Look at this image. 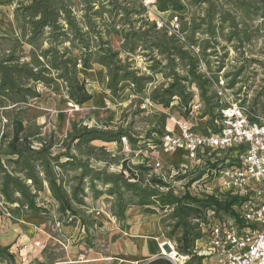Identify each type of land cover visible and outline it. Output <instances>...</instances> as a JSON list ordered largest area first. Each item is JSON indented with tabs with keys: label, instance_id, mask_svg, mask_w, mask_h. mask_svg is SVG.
<instances>
[{
	"label": "trees",
	"instance_id": "1",
	"mask_svg": "<svg viewBox=\"0 0 264 264\" xmlns=\"http://www.w3.org/2000/svg\"><path fill=\"white\" fill-rule=\"evenodd\" d=\"M102 1H107L111 7L110 14L115 16L142 15L144 11L142 4L140 10H134L133 6L130 7L129 0ZM186 1L191 3L193 0H155V6L161 12H184ZM195 1L206 4L205 15L202 17L205 29H199L207 37L198 44L199 56H213L216 53L219 34L235 50L252 41V35L238 27L236 18L229 11L217 10L218 4L213 0ZM95 2L24 0L19 3L17 12L22 22L21 35L10 38L14 46L0 55V94L13 103L25 102L28 98L39 96L37 85L40 84L54 91L63 90L69 102L81 106L89 102L93 95L88 88L89 82L80 78L79 71L89 70L94 64H99L106 69V90L111 96L118 94L119 85L125 81L130 82L134 94L142 95L151 77L139 73L128 62L122 61L119 54L111 48L109 41L103 36L100 25L102 18L94 10ZM232 4L248 11L253 8L264 19V0H233ZM77 11H82V14L77 16ZM215 15H218V24L215 22ZM197 29L194 28L195 31ZM224 29H227L225 34ZM150 32L154 35L152 49L166 59L165 68L169 71L166 76L169 79L171 77L169 82L156 86L148 93L151 100L168 108L176 97L185 117L187 107L194 98V92L186 85L189 79L202 102L199 116L207 118L206 126L209 129L216 130L214 120L219 119V109L223 105L213 90V83L218 81V77H207L199 72L198 56L185 49L174 36H168L164 30L156 29L154 22L150 23ZM134 35L141 38L145 33L134 32ZM221 48L225 50V46ZM152 61V69L162 63L153 58ZM178 61L185 62L187 66L184 77L176 71ZM221 67L222 65L218 66L217 71ZM242 71L239 66L226 74L229 77L226 83L228 88H233L239 82ZM248 109L252 113H256L258 109L264 110V102L261 104L254 99ZM25 131L23 122L14 119L11 136L0 137V153L6 157L5 163L0 162V194L9 205H16L11 208L13 213L20 216L45 213L46 208L39 204L37 198L40 192L47 189L57 203L58 212L73 217L74 221L79 220L82 227H85L86 221L81 218L80 213L85 206L84 198L88 189L94 198L102 194L110 196L112 215L119 220H124L125 212L131 204L146 207L153 205L163 210L166 207L172 208L170 215L174 221L173 226L180 228L182 232L179 251L184 254L192 253L195 240L201 235L193 219L201 216L204 209L213 203L212 198L202 199L188 192L175 194L171 189L163 190L167 184L154 174L145 178L150 170L145 162L134 168L122 164L123 168L119 172H108L92 167L87 159L71 152L72 144L80 149L82 146L91 148L89 144L93 141L121 143L122 138L127 142L134 141L125 128H98L72 122L62 148L56 151H53L56 143L39 136V132L30 134ZM153 133L156 135L154 141L159 142L165 132H150L149 139ZM69 170L77 172L70 179ZM97 185H101L102 189ZM232 202L228 200L225 205L218 206L228 209ZM149 211L153 213L150 208ZM5 256L13 257L9 246L0 244V257ZM148 264L172 263L164 257H158Z\"/></svg>",
	"mask_w": 264,
	"mask_h": 264
},
{
	"label": "rangeland",
	"instance_id": "2",
	"mask_svg": "<svg viewBox=\"0 0 264 264\" xmlns=\"http://www.w3.org/2000/svg\"><path fill=\"white\" fill-rule=\"evenodd\" d=\"M23 1L0 0V55L4 50L14 46L10 38L21 35L22 22L17 9L18 4ZM95 1L94 10H97L102 18L100 19L102 33L111 48L119 54L122 61L128 62L139 73L151 77L143 94L151 92L156 86L166 84L171 79L166 76L169 73L165 68L166 59L152 49L154 35L150 32V23L153 22L150 18L159 17L164 28H170L171 20L177 17L187 41L196 48L200 41L207 37L201 30L205 29L202 17L205 15L206 4H198L195 0L191 3L186 1L187 7L184 12L159 11V14H148L143 0H129L130 7L133 6L134 10H140L142 4L144 8L142 15L118 16L110 14L111 7L107 1ZM213 1L218 4L217 10L229 11L236 18L238 27L250 33L252 41L235 50L219 34L216 53L213 56L202 54L199 56V72L207 77H218V81L213 83L215 91L220 79L226 84L229 81L226 74L241 66L243 71L239 82L233 88L225 85L227 91L224 99L237 100L247 108L251 107L254 99L262 104L264 19L253 8L248 11L236 7L232 4L233 0ZM148 2L151 3L152 0ZM76 13L80 16L82 11ZM215 17L217 23L218 15ZM196 27L198 29L195 31ZM134 32H144L145 35L140 38L135 36ZM223 32L227 33V29ZM221 46H225V50ZM152 58L162 61L155 69L151 68L154 65ZM220 65L221 70L217 71ZM186 70L185 62L178 61L176 67L178 74L184 77ZM79 74L81 79L89 82L88 88L93 95L89 102L81 106L69 102L63 90L54 91L40 84L37 85L39 96L28 98L25 102L13 103L0 94V137L9 138L12 121L20 119L25 132L30 134L39 132V136L56 143L53 148V151H56L62 148L72 122L98 128L115 129L122 126L133 136L134 141L126 144L122 139L121 143L93 141L89 144L91 148L82 146L80 149L74 144L71 145V152L87 159L92 167L108 172H119L123 168L122 164L134 168L142 163V157L147 152V143L150 141V132L156 130L166 132L172 129L175 133L178 132L175 122L183 120V108L179 106L177 98L168 108L157 105L152 112L143 113L138 108L140 99L129 96V91L132 90L130 82H122L118 94L113 97L106 90L107 75L102 65L94 64L89 70L81 69ZM186 85L192 92L197 93L189 79ZM256 112L264 114V110L258 109ZM206 120L207 118L200 116L186 118L195 129L202 128ZM158 152L150 154L148 151L149 164L154 162L156 156L165 168L172 163L180 165L186 162L182 155L165 152L161 146ZM5 160L6 157L0 153V162L5 163ZM149 168L145 178L153 173V168ZM76 173L75 170H69L68 179ZM97 186L102 189L101 185ZM86 192L85 206L80 213L81 218L86 221L85 227H82L79 220L74 221L73 217L61 215L57 203L47 189L40 192L37 198L39 204L46 208V212L23 216L13 213L11 208L16 205H9L0 194V244L9 246V252L13 255L12 258L0 257V264H148L158 257L170 261L168 255L161 253L158 246L163 242L168 243L164 246L165 250L173 246L178 253L184 254L179 251L182 232L180 228H174L170 210L164 211L153 205L146 207L131 204L125 212L124 220H119L112 215L110 196L102 194L94 198L88 189ZM186 264H214V259L203 260L202 263L200 258L193 256Z\"/></svg>",
	"mask_w": 264,
	"mask_h": 264
},
{
	"label": "built area",
	"instance_id": "3",
	"mask_svg": "<svg viewBox=\"0 0 264 264\" xmlns=\"http://www.w3.org/2000/svg\"><path fill=\"white\" fill-rule=\"evenodd\" d=\"M143 3L148 14L160 13L155 0L151 3L143 0ZM150 19L156 29L174 36L199 59V49L189 44L177 17L171 20L170 28H164L159 17ZM225 85L220 79L215 90L223 104L219 119L214 120L216 130L209 129L206 122L200 130L195 129L186 121L201 114L202 102L198 93H194L186 116L175 122L178 132L167 130L159 142L154 141L153 133L154 139L150 138L142 157V163L153 168L152 174L167 184L163 190L213 199L203 214L193 219L201 235L195 240L192 253L183 254L187 258L181 264L193 256L202 263L214 259V264H264V114L250 112L237 100L224 99ZM129 96L140 99L139 108L143 113L152 112L157 106L148 93L136 95L130 90ZM122 141L127 142L125 138ZM159 146L165 152L182 155L186 162L172 163L165 168L156 156L149 164L148 151L159 153ZM228 200L233 201L228 209L218 206ZM167 210L172 208L166 207L164 211Z\"/></svg>",
	"mask_w": 264,
	"mask_h": 264
},
{
	"label": "bare ground",
	"instance_id": "4",
	"mask_svg": "<svg viewBox=\"0 0 264 264\" xmlns=\"http://www.w3.org/2000/svg\"><path fill=\"white\" fill-rule=\"evenodd\" d=\"M165 245H168V243L167 242H165V243L163 242V243H160L158 245L159 248H160V250L162 251L161 253H163V254L165 253L166 255H168V257L170 258V260H172L176 264L183 263L184 260L187 258L183 254L178 253L173 246L172 247H169V250H165V248H164Z\"/></svg>",
	"mask_w": 264,
	"mask_h": 264
},
{
	"label": "crops",
	"instance_id": "5",
	"mask_svg": "<svg viewBox=\"0 0 264 264\" xmlns=\"http://www.w3.org/2000/svg\"><path fill=\"white\" fill-rule=\"evenodd\" d=\"M129 90V89H128ZM173 126V125H172Z\"/></svg>",
	"mask_w": 264,
	"mask_h": 264
}]
</instances>
